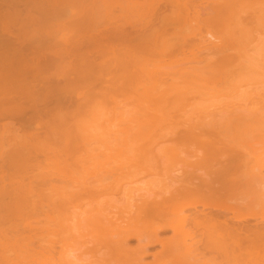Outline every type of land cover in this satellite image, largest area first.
<instances>
[{
	"label": "bare ground",
	"instance_id": "obj_1",
	"mask_svg": "<svg viewBox=\"0 0 264 264\" xmlns=\"http://www.w3.org/2000/svg\"><path fill=\"white\" fill-rule=\"evenodd\" d=\"M212 2H208L212 13L209 17H206L208 15L204 17L205 14L202 15L201 12L203 13L205 10L200 11L201 4L204 5V3L197 0H0V264H90L74 255L75 249L68 250V248L78 242L81 244L82 241L77 240L88 237L89 233L94 236L93 232L96 229L103 230L102 232L105 234L102 235L107 236L108 234V238L111 236L112 243L117 245L115 247H118L120 257L116 253V257H119L118 260H115L116 264H264V157H258L260 162L257 166V162L254 164L257 170H250V172H255L250 174L251 177L248 176L245 179L249 171L246 176L243 174L242 163H240L242 157L238 158L234 152L227 156L224 151L220 154L221 150L215 146L216 144L204 141L201 146L203 149L200 148L201 153L196 152L191 156L197 155V153L201 154L200 157L197 155L198 158L194 157V161L198 160L196 164H212L209 162L212 161L215 162L214 166L209 165L210 168L202 176L199 175L196 178L191 175L186 176L181 169H176L173 171V175L168 176L167 187L160 193L146 191L147 194L141 199V203L136 209V216L133 218L138 221L144 219L148 221L153 218L157 219L158 223L151 226V232L146 236V239L136 238L138 244L132 255L129 254L127 248L130 235L120 232L122 224L118 222L119 218L113 219V216L110 218L105 216L107 224H116L115 231H105L107 225L104 226V222L101 221V213L95 211L96 207L92 206L97 190L91 186V183H86V179L76 184L84 186L82 188L79 186L77 190L78 186L73 188L74 186L71 184L76 178L74 179L72 176L71 179L74 180L69 179L75 170L67 175V169L73 162H76L67 163V160L81 146H79L80 142H77V138L79 141L80 134L82 138L88 137V135L82 134H86V130L80 132V129L84 130L83 128H92L93 126L86 125V121L81 122L86 125H84L85 127L81 124V126L77 125L78 119H81L78 116L82 114L91 99H94L96 103L99 96H103L99 98L101 100L112 98L114 101H111L117 102L114 103L116 106H110L114 111L120 110L122 107L130 109H121L122 112L116 110L119 115L121 114V121L124 118L126 121L128 118L129 122H138L142 117H145L151 120L154 125L166 118L170 119L173 112H184L188 108L190 110V103L193 100H189L192 93L187 88L192 90L195 87L196 90L202 85V92L199 89V92L196 91V93L204 94L207 91L204 96L208 95L209 97L211 94L214 95L211 93L213 91L211 89H215L218 81V83L227 81L230 77H235L236 74L239 76L238 73H240L241 82V74L244 69L251 75L249 76L251 79L253 78L251 70L258 74L257 77L264 76V73L260 72V70L264 71V53H262L264 48H260V43L264 46V37L257 36L259 27L263 26L264 28V0H214ZM62 12L64 16L66 13L67 17L61 18ZM206 12L209 14L208 11ZM177 18L187 21L188 27L194 32L199 31L197 34L191 32V35L194 34V39L195 35L200 34L199 37L197 36V42L191 39L192 36L184 40L177 37L172 40V37L166 34L169 22ZM196 23L206 31L203 33L199 27L196 28ZM192 25H195L198 30L192 28ZM212 39L217 40L218 44L212 42L209 43L212 46H209L207 41ZM244 42H247L245 43L248 44L247 47L243 46ZM257 42L260 45L259 50L255 49L257 45L254 43ZM249 43H253L252 46L255 45L253 50ZM185 49L189 53L192 52L194 59L191 55V58L187 57L183 61L182 57L184 56L181 57V54ZM199 52H209L214 54L215 58H200ZM173 54L180 56L183 63H180L179 59L172 61L174 59L170 58ZM187 55L189 56V54ZM256 55H260L263 62L259 58L254 59V56L257 57ZM164 58L170 60L164 62ZM157 59H163L161 61L166 65H171V61L174 62L173 64L178 61L175 66L188 63L187 60L191 59V61L195 60L196 63L193 64L196 65L193 66L191 63L190 67L187 64L184 65L186 67L176 66V71H174V66L173 70L169 66H162ZM253 59L263 69H260L258 65V70L253 69L255 67ZM158 64L163 69L168 70L167 68H169L170 70L161 69L158 76L155 73L157 70L160 71ZM156 65L159 66L156 68L157 70L150 68V66L156 67ZM141 74L148 75L150 80L156 82L152 86L153 82L151 81L149 89L152 88V90L149 91L147 87L145 88L150 94L149 96L146 94L143 101L141 95L144 94V90L142 88L139 89L142 90L141 92L135 90L137 88L135 83L138 82L135 78L138 75V78L141 77ZM187 77H191L188 80L193 79V85L190 84V88L191 81L189 83L186 80L181 81ZM166 78L171 81L168 82V79L165 81ZM262 80L264 81V79ZM232 81L234 80L232 79ZM145 83L149 84L150 82ZM228 83L230 82L228 81ZM209 84L213 88H209ZM224 85H226L225 82ZM139 86L141 87V85ZM184 86L187 87L185 90H183ZM206 87L210 89V95ZM227 87H224L226 89L223 91L226 92L229 89ZM220 90L222 89L220 88ZM235 90L238 91V89ZM257 90L256 93L253 89V93L246 91L251 96L254 93L260 96ZM139 93L142 94L139 95ZM194 93L195 91H193V95ZM221 93L224 94V92ZM221 93L217 94L222 96ZM121 95L123 98L126 96V99L130 95L135 102L130 96L129 100L131 99L136 105L133 104L132 108L129 103V106H126L127 103L124 101L126 103L124 107L117 101L119 99L116 96ZM135 96L141 102H137ZM194 96L196 97V95ZM234 96L236 95L234 94ZM241 96H243V100L245 98L246 103H228L226 96L224 99L226 101L220 100L222 98L218 99L225 104L222 103V106L214 109L221 112L220 116L224 117V120L227 118L242 120L243 117L246 118L245 123H251L253 122L251 116H255L256 118L253 119L257 121L260 116L259 112H262L260 109L263 110L264 99L262 98L264 95L261 94L262 100H258L257 96L247 97L242 94ZM214 97V100L205 99V101H212L213 104L208 102L211 105L203 107V109L205 108L203 113L211 106H218L217 101L214 105ZM246 98L249 99L248 102ZM236 100L238 101L239 98ZM205 101L203 100V102ZM102 102L104 103V101ZM200 102H195V104H200ZM145 103L146 105H143ZM118 104L121 108L118 107ZM137 105L142 107L141 111L146 113L139 112L140 110L138 111L141 113L140 115L137 112L134 113L138 108ZM197 106L200 107V105ZM102 108L101 106L99 109L102 110ZM107 108H109L108 105ZM107 108L105 110L109 111ZM96 109L98 110V108ZM192 109L196 110V107L192 106ZM189 110L190 114L194 113ZM251 110H253L252 114ZM94 111L95 109L89 110L92 113ZM237 111H246L247 113L240 115ZM28 112L30 113L28 114ZM102 112L101 115L105 113L102 114ZM188 112L182 114L188 116ZM122 113L129 115L124 117L125 115L123 114V116ZM257 113L259 116L256 115ZM90 115L92 116L89 113V117ZM110 115L112 118L113 114ZM85 117L83 116L81 120L86 119L89 123V118ZM107 117L111 120L108 114ZM107 117L105 114L103 120H109ZM95 118L93 117V119ZM116 119L114 118V120ZM117 120L119 121V119ZM92 123L94 124L95 121L90 124ZM96 123L98 122L96 121ZM108 123L107 130L109 131L102 130V127L100 129L107 133L108 136L106 134L105 136L108 137L109 143L112 137L114 138L116 142H112H114L115 148L112 149L113 151H107L106 146H103L107 152H114L115 156L123 157L122 160L126 158L123 161L119 158L120 162H117L119 166L108 167L105 177L110 176L109 178H113V182L119 180L121 173H117V177L114 176V172L117 170L122 172L127 168L131 170L126 169L129 174L135 169L138 170V167L142 165L144 171H151L152 168L155 169L158 166V159H161V163H167L178 157V151L174 146L159 149L154 146L152 148L151 141L145 143L141 128L129 129L130 131L125 132L117 128L119 134L115 135L112 126H115L116 123H114L115 125L109 121ZM102 126L104 127V125ZM79 127L83 128L78 129ZM18 130L22 135H19ZM94 132H97V135L100 134L98 130L93 131V135ZM115 136H118V139ZM90 137L97 136L88 138ZM112 142L109 144L110 148ZM105 148L103 147V151L106 154ZM228 154L230 153L228 152ZM41 156L44 157L45 163L43 161L42 163L45 165L40 164L41 161L38 160ZM48 160L51 161L48 163ZM202 161L204 163H201ZM52 162L58 166L61 164L60 167H57L58 169L56 168L57 170L61 169L59 173L56 172L58 175H54L55 172L52 175L49 172V175L45 173L47 171H43V168L48 167L46 165ZM238 162L241 164L240 166L237 165ZM185 163L192 166L193 169L197 168L193 162L191 164V161H185ZM236 167H240V171ZM70 169L72 170V168ZM140 169L142 170V167L138 171H141ZM210 169L211 171H209ZM242 171L243 173H241ZM123 175L124 172L121 176L123 177ZM66 176L69 177L64 180ZM82 176L80 174L79 178L81 179ZM77 179L75 181H79ZM56 180L63 181L60 183L61 187L65 181L72 187L70 188L68 185L69 189H65L67 186L65 185L63 188L68 192L62 191L60 186L53 185ZM97 180V182L100 180L104 182L105 178ZM244 187H248L247 193H242L243 190L246 191ZM56 188L61 192H53ZM71 189L76 192L69 191ZM46 191L49 193H45ZM69 193L71 195L67 197ZM130 194L126 195L127 201L135 199ZM44 199L47 203L42 201ZM186 199L189 201H185ZM70 201L73 203L85 201L86 206L90 209L76 213V210L70 209L71 205L68 209L67 205L72 203H69ZM78 204L74 207L75 209L79 207ZM127 204L125 213L131 203L127 202ZM112 207L117 208L115 205ZM57 210L60 213L54 217L52 214L53 212L55 214ZM38 213L43 215L44 218L42 217L41 220L45 219L44 223L37 217ZM59 215L61 216L59 220L54 219ZM166 217H170L169 222L163 221ZM70 219L71 222L75 219V223H69ZM58 221L62 223L68 221V224L66 222L67 226L62 223L58 225ZM82 227H87L88 232H83ZM91 228H95L93 232ZM76 233L79 239L76 238ZM54 237H59V240L56 241ZM108 241L110 242V239ZM57 242L61 247L58 253L56 251ZM70 242L74 244L70 245ZM88 242L91 241H85L82 245L87 248ZM113 245L111 244V250ZM156 245L159 248L152 251L151 248ZM125 251L128 253L127 255H123L122 252ZM149 256L151 259L147 260Z\"/></svg>",
	"mask_w": 264,
	"mask_h": 264
},
{
	"label": "rangeland",
	"instance_id": "obj_2",
	"mask_svg": "<svg viewBox=\"0 0 264 264\" xmlns=\"http://www.w3.org/2000/svg\"><path fill=\"white\" fill-rule=\"evenodd\" d=\"M197 1H202L203 3H204V5L203 4H201V10L200 11H203V9L205 10V11H203V13L201 12V14L202 15H204V17L206 16V15H208V16H206V17H209V15H210V13H212V11H211V7H210V3L208 4V2H212V1H214V0H197ZM217 1V0H216ZM207 2V3H206ZM215 3V2H214ZM207 4V5H206ZM212 4H213V2H212ZM203 6H205V7H203ZM209 9V10H208ZM206 11H208L209 12V14H206L207 12ZM211 11V12H210ZM206 12V13H205ZM61 15V18H65V17H67V14L65 13V15L66 16H64L63 15V12L60 14ZM63 16V17H62ZM179 18H177V19H174V20H172V21H170L169 22V24H168V26H167V28H166V34L168 35V36H171L172 38V40L174 39V38H180V39H182V40H184L185 38L186 39H188V37H191V39L193 40V41H195V42H197V39H198V37L200 36V34L199 35H195L196 36V38L194 39V34H197L199 31H195L194 32V30H191L190 29V27H188V25L187 24H189L187 21H184V20H178ZM191 24V23H190ZM187 25V26H186ZM196 25H197V27L195 26V25H192L191 27L192 28H194L195 30H198V29H196V28H198L199 27V30L200 31H202L203 33L206 31V29L205 30H203V29H201L202 27H200V25H198L197 23H196ZM188 27V28H187ZM196 27V28H195ZM204 28V27H203ZM190 29V30H189ZM190 31V32H189ZM193 31V32H192ZM191 32L192 33H194L193 35H191ZM257 32H259L258 34H257V36H259V37H261V36H263L264 37V28H263V26H261V27H259V30H257ZM171 33H172V35H171ZM254 35H256L255 33H254ZM174 36V37H173ZM198 36V37H197ZM250 39H251V37H250ZM250 39H248V40H250ZM247 41V40H246ZM264 41V40H263ZM208 42V45L209 46H212V44H209V43H217L218 44V41L217 40H210V41H207ZM250 42H251V40H250ZM260 42V41H259ZM245 43H247V42H244V44H243V46L245 47V45H246V47H247V45L248 44H245ZM264 43V42H263ZM249 44H251V46H252V44L253 43H249ZM254 44H256L257 46V48L255 47V49L256 50H259V48L258 47H260V45H261V47L260 48H264V46H262V43H260V45L258 44V42L257 43H254ZM259 45V46H258ZM264 45V44H263ZM250 45H249V47H251ZM255 46V45H254ZM254 46H252V50H253V48H254ZM188 49V48H187ZM260 50H263V49H260ZM191 52V51H190ZM252 52H254V51H252ZM259 52V51H258ZM182 53L184 54H181V57L182 56H184V57H182V59H183V61H184V59H187V57L188 58H191V55H192V58H193V54H192V52L191 53H189V51L188 50H186L185 49V51H182ZM259 53H261V52H259ZM262 53H264V50L262 51ZM187 54H189V56L187 55ZM253 54V53H252ZM256 54H257V51H256ZM180 55V54H179ZM186 55V56H185ZM214 54H211V53H209V52H199V57L200 58H215L214 56H213ZM253 55H255V54H253ZM261 55V54H260ZM259 55V56H260ZM257 56V55H256ZM259 56H257V57H255L254 56V59L255 58H259L261 61H262V57H259ZM263 56H264V54H263ZM180 56H178V55H174L173 54V56L170 58L171 60L172 59H174V60H172V61H175V59L176 60H178L180 63H183V62H181V60L182 59H180L179 58ZM166 59V60H165ZM169 59V60H170ZM194 59V58H193ZM192 59V60H193ZM253 59V62L255 63L254 65H255V67H253V65H250L251 67H253V69L255 68L256 70H258L257 69V63L255 62L256 60H254ZM159 59H157V61H158ZM162 61H163V59H161ZM161 60H159L158 62H160V64L162 65V66H165L166 64H164ZM168 60V58H164V62L165 61H169ZM172 61H171V65H166V66H169V68L170 69H172L173 68V66H174V71H176L175 69L177 68V67H186V66H184V65H188V67H190V65L189 64H193V63H196L195 62V60H193V61H191V59L188 61L187 60V62L188 63H185V64H180V65H176L175 66V64H177V62L175 63V64H173L172 63ZM186 62V61H185ZM190 62V63H189ZM263 62V61H262ZM164 65H163V64ZM192 64H191V66H192ZM202 64V63H201ZM263 64H264V62H263ZM159 65V64H158ZM196 64H193V66H195ZM160 66V65H159ZM159 66H157L156 65V67H153V66H150V68H159ZM162 66H160V71H158L157 69V71L155 72L156 74H158V76H159V74H160V72H161V69H163L162 68ZM165 66V67H166ZM259 67H260V65H258ZM176 67V68H175ZM169 68H167L168 70H170ZM262 68V66L260 67V69ZM263 68H264V66H263ZM262 68V69H263ZM153 69H150V70H153ZM172 69V70H173ZM163 70H165V69H163ZM168 70H165V71H168ZM171 70V71H172ZM178 70V69H177ZM248 70V69H247ZM264 70V69H263ZM244 71H246L245 69H244ZM243 71V72H244ZM241 72V71H240ZM242 72V74H241V82H240V73H238L239 74V76L236 74V76L233 78V77H230V78H232L234 81H232V79H228L227 80V78H225V80H227V81H224L225 82V84L226 85H224V82H220V83H218V82H216V85H215V89L213 88V87H210L211 86V84H209L208 85V87L209 88H213V89H211V90H213V91H217L216 93L215 92H211V93H213L214 95L213 96H215L214 98H215V101H214V105H216L215 103H216V101H217V103H218V106L216 105V106H211V107H209L207 110H206V112H202L203 110H205V106H209V105H211V103L213 104V102L212 101H210V100H214L213 99V96H212V94L210 93V89L209 88H207L206 87V89L209 91L208 92V94L210 95L209 97H208V95H205L204 96V94H206L207 93V91L204 89V91H206L204 94H202V93H200L201 94V97H199L200 96V94L199 93H196V91L197 92H202V90L203 89H201V82H199V83H201L200 85L201 86H199L197 83H195V84H197L199 87H198V89H196L195 90V87H194V89L192 88V90L191 89H188L187 87H185V88H183V90H185L186 88H187V90H190L191 91V95H192V97L191 98H196V97H198V98H196V99H191L190 98V96L188 97V98H190L189 100L190 101H194V100H196V101H194V104H192V102L190 103V101H188L190 104H191V107H190V110H189V108L188 109H186V110H184V112H180L179 111V113H176V112H173L174 114H172L173 116H170L169 118L170 119H164V121H162V122H157L156 124H154V125H152V121L151 120H149V119H147V118H145V117H142V119L141 120H139L138 122H129V120H128V118H127V120L125 121L124 119H123V121H121L122 120V117H121V114L119 115V113H117V111L119 110V109H116L115 111L113 110V105H115L114 103H117L116 101L115 102H113L114 101V99H112V98H109L108 96H106V97H108V98H104L105 100H101V99H99V98H102V97H100L99 96V101H98V99H97V101H96V103L94 102V99H91L90 101H89V103L86 105V107H85V109L83 110V112H82V114L81 115H79L78 117L79 118H81L82 119V117L84 116H86L85 118H89V119H91V120H89L88 119V121H89V123H87V120L86 119H84L83 121L81 120V119H78V122H77V125L79 126L80 124H81V122L83 123V122H85L86 123V125L87 124H89L88 126L89 127H91L92 125V128H94L93 130H92V128H83V127H79L78 129H80V128H83L84 130H81L80 129V132L81 131H85L86 132V134L85 133H82V134H84V135H88V137L89 136H97V137H95V138H86V137H81V134H80V137H79V141H78V138H77V142H80L79 143V148L75 151V153H72L71 155H70V157L68 158V160H67V163H72L73 161H76V162H73L72 163V165H71V167L70 168H72V170L70 169V168H68L67 169V175H70V173H71V171L72 172H74V170H75V173H71V176L69 177V179H71V177L72 176H74L73 178L75 179H77V177H78V179H79V181H75L74 179V182L73 183H71L74 187L73 188H75V186H78V187H76L77 188V190H78V188H79V186L82 188V187H84L83 185L81 186L80 184H78V185H76L77 183H79L81 180H87L86 181V183H91V186H93L94 188H95V190H97V192L95 193V196H94V201H93V204H92V206H94V208L96 207V210L95 211H98V213H101V221L102 222H104V226H106L107 225V228L105 229V231L106 232H113V231H115L116 230V228L114 227L116 224H107V221H106V219H104V217L105 216H107L108 218H110L111 216H113V219H115V218H119V221L118 222H120L121 224H122V228L120 229V232L121 233H128L129 235H130V238H129V240H128V252H129V254H134V249H135V247L137 246V237H140L141 239H146V236L151 232V226L154 224V223H158V221H156L157 219H153V218H151V219H149L148 221H146L147 219H144V220H142V221H138V220H135L134 218H133V216H136V209H137V206L138 205H140V203H141V199H143L144 198V195L145 194H147L146 193V191H150V192H152V193H160L162 190H164L166 187H167V181H168V176L169 175H173V171L174 170H176V169H181V171L187 176V175H191L192 177H197V176H199V175H201L202 176V174L204 173V172H206L207 170H208V168H210L209 167V165H211V166H214V164H215V162H212V161H209L210 163H212V164H206V161H205V164L207 165H198V164H196L197 162H198V160L196 159L195 161H194V157L196 156V158H198V157H200L201 156V154H199L198 155V153H197V155H198V157H197V155H194V156H191L192 154H195L196 152H199V153H201L200 151L203 149V147H201L202 146V143L205 141V142H209V143H214V144H216L215 146L218 148V149H220L221 151H220V154L224 151L225 153L224 154H226V156L227 155H231V154H233V153H231V152H234V154L238 157V158H241V160H240V163H242V165L241 164H239V162H238V164L237 165H241L242 166V170L244 171V173H243V171L241 172V173H243L245 176H246V174L248 173V171H249V175L247 174V176H246V178L245 179H247V177L249 176V177H251L252 175H250L252 172H255V171H251L250 172V170H257L256 168V166L258 165V163L260 162V161H258L259 160V158L261 157V158H263L264 157V114H261L262 112L264 113V105H263V110L262 109H260V111H262V112H259V111H257V110H255V111H257V112H259L260 113V116H259V113H257L256 115H258L259 117H258V120L257 121H255L253 118H256L255 116H251V117H253V118H251V120H253V122H251V123H249V122H247V123H245V121L244 120H246V118L244 119L243 117H242V120H238L237 118H232L231 119V117H230V119L231 120H229V118H227V119H225L224 120V117H222V116H220L221 115V112L219 113L218 112V110H215L214 108L215 107H219V106H222L223 104H225V102H223V101H220V100H224V99H226L225 97L227 96V101H228V103H241V104H243V103H246V100H245V98H244V100H245V102H244V100H243V96H241V94L242 95H244V96H247V97H259L258 98V100H262V99H264V98H262L261 99V94L262 95H264V83H261V82H264L262 79H264L263 77V75H259V77H257L258 76V74H256V73H253V70H251L250 72L252 73V77L254 78V80H253V78L251 79V77H249V76H251L249 73H247L248 71H246V72H244L243 73ZM258 72V71H257ZM260 72H262V73H264V71H262V70H260ZM145 73V72H144ZM247 74V75H246ZM249 74V75H248ZM259 74H261V73H259ZM139 76V75H138ZM138 76L135 78V79H137V81H135V82H137V83H135L136 85H137V88L135 89V90H138V91H140L139 89H141L142 88V90H144L143 92H144V94H142V93H139V95L140 94H142L141 96L143 97V98H141L142 99V101H143V99L145 98L144 96H146V94H148L147 96H149V91L150 90H152V88L151 89H149L150 87H149V85L150 84H152V82H153V80H150L151 78L148 76V75H146V74H141V77H139L138 78ZM158 76L156 77L157 79H158ZM248 76V77H247ZM236 77H239L238 79L236 78ZM262 77V78H261ZM146 78H148V79H146ZM150 78V79H149ZM155 78V79H156ZM169 78V77H168ZM168 78H166L165 79V81L168 79ZM189 78H191V77H189ZM188 77H187V79L186 78H184V79H182V78H180V79H182L181 81H188L187 83H189V81H191V83H189V88L191 87V85L190 84H192V80H188L189 79ZM236 78V79H235ZM247 80H246V79ZM251 80H250V79ZM134 79V80H135ZM145 79V80H144ZM152 79H154V78H152ZM157 79H156V81H157ZM147 80V81H146ZM175 80V79H174ZM238 80V81H237ZM262 80V81H261ZM143 81V82H142ZM150 82L149 84H147V83H145V82ZM152 81V82H151ZM171 81V79L169 80L168 79V82H170ZM177 81V80H176ZM180 81V80H179ZM183 81V82H184ZM195 81V80H194ZM228 81L230 82V83H228ZM235 81H237L236 83H235ZM143 83V84H138V83ZM172 82H175V81H172ZM239 82V83H238ZM134 83V82H133ZM156 82H153V84H152V86L155 84ZM232 84L231 85V87H229L230 85H228V84ZM235 83V84H234ZM135 84H133L134 86H135ZM146 86H145V85ZM185 84V83H184ZM195 84H194V86H195ZM218 84V85H217ZM219 84H220V86H219ZM138 85H141V87L139 86L138 87ZM148 85V86H147ZM179 85H183V84H179ZM193 85V84H192ZM214 85V84H213ZM143 86V87H142ZM151 86V85H150ZM222 86H224V87H226V86H228L227 87V93L225 92V91H223V90H225L224 89V87L222 88ZM236 86V87H235ZM239 86H240V88H239ZM257 86V87H256ZM147 87V89H149V91H147V89H145ZM253 87V88H252ZM255 87V88H254ZM197 88V87H196ZM203 88V87H202ZM219 88V90H217V89ZM220 88L222 89V90H220ZM259 88V89H258ZM200 89V90H199ZM235 89H238V91L237 90H235ZM239 89H241L240 90V92H242V93H240L239 92ZM251 89V90H250ZM252 89L253 90H255V93H256V90H257V93H260V96H259V94L258 95H256L255 93V95L254 94H252V96L248 93V92H254V91H252ZM141 90V91H142ZM199 90V91H198ZM233 90H235V91H233ZM248 92H247V91ZM140 91V92H141ZM193 91H195V93H194V95H196V97L193 95ZM224 92V94L223 93H221V92ZM230 91V92H229ZM244 91H245V93H244ZM234 92V93H233ZM237 92H238V94H237ZM133 94L132 95H134V92H132ZM217 93H221L222 94V96L219 94H217ZM230 93H233V94H230ZM239 93H240V95H239ZM136 94H137V92H136ZM135 94V95H136ZM199 94V95H198ZM234 94L237 96H234ZM247 94V95H246ZM138 95V94H137ZM202 95H203V98H202ZM224 95V96H223ZM234 96L236 99H238L239 98V100L237 101L234 97H232V96ZM130 96V95H129ZM129 96H127L128 97V99H126V96H124V98H123V95H121V96H116L117 97V99H119V100H117L118 101V103H121V105H123L124 107H125V105H126V103H127V105L126 106H129L128 105V103L130 104V106L133 108V104H135V103H133V97H131L130 96V98L133 100H129ZM194 96V97H193ZM212 96V97H211ZM216 96H218V97H216ZM241 96V97H240ZM112 97H114L115 98V96H112ZM264 97V96H263ZM121 98H123V99H121ZM135 98H136V96H135ZM138 98V97H137ZM135 99L137 102L139 101V102H141L140 100H138V99ZM202 98V99H201ZM212 98V99H211ZM220 98H222V99H220ZM242 98V99H241ZM107 99H109V100H107ZM121 99V100H120ZM140 99V98H139ZM198 99V100H197ZM205 99H210V100H206L205 101ZM218 99H220V100H218ZM247 99V102H248V98H246ZM96 100V99H95ZM111 100H113V101H111ZM122 100H123V102L124 101H126V103L124 102H122ZM128 100V101H127ZM201 102H200V101ZM203 100L205 101V102H203ZM236 100V101H235ZM102 101H104V103H105V101H106V103L105 104H107L108 105V107L110 108H107V105H105ZM120 101V102H119ZM132 101V102H131ZM224 101H226V100H224ZM102 103V104H100V103ZM131 102V103H130ZM135 102V101H134ZM136 102V103H137ZM195 102H200V104H197V105H200V107H198L196 104H195ZM208 102H211V103H208ZM99 103V104H98ZM123 103V104H122ZM144 103V102H143ZM205 103H208V104H206L205 105ZM223 103V104H222ZM227 103V102H226ZM95 104H98V105H95ZM138 104V103H137ZM263 104H264V102H263ZM104 105V106H103ZM119 105V104H118ZM136 105V104H135ZM143 105H146V103L145 104H143ZM196 105V106H195ZM93 106V110L95 109V111L92 113V112H89V110H91L92 111V109H91V107ZM101 106L104 108H102V110L101 109H99V108H101ZM110 106H112V107H110ZM116 106V105H115ZM114 106V107H115ZM192 106H193V108H195L196 107V110L194 109H192L191 110V108H192ZM94 107H96V108H98V110H100V111H98L96 108H94ZM118 107H120V105L118 106ZM130 107V108H131ZM137 109L134 111V113L135 112H137L139 115L141 114V113H139V112H144V113H146L145 111H141V109L140 108H142V107H140V106H138L137 105ZM144 107V106H143ZM203 107H205L204 109H203ZM108 109L109 111H107V110H105V109ZM121 108V107H120ZM132 108H131V110H132ZM198 108V109H197ZM202 108V109H201ZM112 109V110H111ZM121 109H129V107L128 108H121ZM119 110L120 112H122L123 110ZM145 109V108H144ZM97 110V111H96ZM130 110V109H129ZM140 110V111H139ZM188 110L192 113V111L194 112L193 114H190L189 112H188ZM101 111H103V112H105L104 114H103V112H102V114L103 115H101L100 113H101ZM107 111V112H106ZM114 113H113V112ZM118 111V112H119ZM127 111V110H126ZM125 111V112H126ZM139 111V112H138ZM196 111V112H195ZM252 111L253 110H251V114H252ZM109 112V113H108ZM127 112H129V111H127ZM186 112H188L189 114H188V116L186 115H184V114H186ZM238 112V111H237ZM236 112V113H237ZM242 112V113H241ZM239 111L238 113L240 114V115H244L245 113H247L246 111ZM30 112H28V114H29ZM89 113L90 114H92V116L90 115V117H89ZM116 113H117V115H116ZM132 113H133V111H132ZM132 113H130V114H132ZM157 113H159V112H157ZM182 113H184V114H182ZM210 113H212V114H210ZM254 113V112H253ZM84 114V115H83ZM105 114H106V117H107V114H108V116L110 117L111 115L110 114H113L112 116V118H111V120L113 121L114 120V118L116 119V117H117V119H119V121L117 120H114L113 122L114 123H116V125L109 119V120H106V121H104L103 119H104V117H105ZM125 115L126 113H122V115ZM128 114V113H127ZM87 115H88V117H87ZM95 115V116H94ZM123 115V116H124ZM129 115V114H128ZM128 115H125L124 117H128ZM189 115H191V116H189ZM255 115V114H254ZM97 116H99V117H97ZM102 116H103V118H102ZM118 116H120V117H118ZM262 116V117H261ZM77 117V118H78ZM93 117H96V118H99V119H93ZM240 117V116H239ZM260 117H261V120H260ZM121 118V119H120ZM248 119V118H247ZM250 119V118H249ZM92 120H94L95 121V123L93 124H90L91 122H94V121H92ZM98 120H100V121H98ZM96 121L98 122V123H96ZM102 121V122H101ZM108 121L111 123V124H114L115 126H112V128H113V130L112 131H114L115 133V135H117V134H119V130L117 129V128H120L121 129V131H130L129 129H139V128H141L142 129V131L143 132H141L142 134H143V139H144V142L145 143H149L150 141L152 142V144H151V146H152V148H153V146H154V148H166L167 146H174L176 149H177V151H178V157L174 160V161H172V162H167V163H161V159H158V166H156V168L155 169H151V171L149 170V171H144L145 169H144V166H137L138 167V170H139V168L140 167H142V170L141 171H138L137 169H135L134 171H132V172H129V174H127V172L128 171H131L130 169L128 170L127 168V170L128 171H126V169H123L122 170V172H118V170L117 171H115L114 172V176L115 177H117L116 175H117V173L118 174H120V177H119V180L118 181H116V182H113V178L112 179H110L109 177L110 176H106L105 177V175H106V171L108 170V167L110 166V168H114V167H116V166H119V163H117V162H120L119 161V158L120 157H117V155L115 156L114 155V152L113 153H109V152H107L108 150L109 151H113L112 149H114L115 147H114V142H116V141H114V138L112 137V139H111V142L112 141H114V142H112V147L110 148V143H109V141L107 140L108 139V135H107V133L106 132H104V131H106L107 130V128H108V125H109V123H108ZM236 121H238V122H236ZM241 121V122H240ZM99 122H101L100 124H99ZM104 123V124H103ZM96 124V125H95ZM110 124V125H111ZM82 126H84L85 124H81ZM80 125V126H81ZM85 125V126H86ZM102 125H104V127L102 126ZM84 126V127H85ZM100 127H102L103 129L102 130H104V131H102L101 129H100ZM111 127V126H110ZM77 129V130H78ZM90 130V133H89V130ZM110 129V128H109ZM116 129H117V131H116ZM97 131L98 130V133L100 132V134L99 135H97V132L93 135V131ZM100 130V131H99ZM91 131H92V133H91ZM107 131H109V130H107ZM21 131L20 130H18V133H19V135L21 134L22 135V133H20ZM103 132H104V135H102L103 134ZM10 134V133H9ZM92 134V135H91ZM105 134L107 135V136H105ZM11 135V134H10ZM77 135H79L78 133H77ZM83 135V136H84ZM110 136V135H109ZM194 136V137H193ZM103 137V138H102ZM106 137V138H105ZM111 137V136H110ZM115 137H117V139H118V136H115ZM98 138V139H97ZM100 138V139H99ZM106 139V140H105ZM116 139V138H115ZM106 142H105V141ZM110 140V139H109ZM76 142V146L78 145V143ZM108 142V143H107ZM117 143H118V140H117ZM201 143V144H200ZM107 144V145H106ZM103 145H105L106 146V148H107V151H106V148H105V146H103ZM218 145V146H217ZM103 146L104 148H105V151L108 153V155H107V153L105 154V152L103 151V147L101 148V147ZM117 146V145H116ZM99 147V148H98ZM109 147V148H108ZM121 147V146H120ZM91 149V151H90V149ZM200 148H201V150H200ZM88 149V150H87ZM102 149V150H101ZM101 150V151H100ZM88 152V153H87ZM228 152L230 153V154H228ZM103 153V154H102ZM41 155V154H40ZM39 155V156H40ZM41 157H42V159H41ZM41 157H39V162H40V164L42 163V161L44 160L43 158V156H41ZM257 157V158H256ZM259 157V158H258ZM52 158V157H51ZM122 158L123 157H121L120 159H121V161H123V160H125L126 158H124L123 160H122ZM190 159V160H189ZM221 159V158H220ZM264 159V158H263ZM183 160H185V161H188V162H190L191 161V164H192V162H193V164H194V166L195 167H197V168H194L193 169V167L192 166H189V165H187L186 163H185V161H183ZM45 161V160H44ZM43 161V162H44ZM51 161V160H50ZM49 160L47 161L48 163L50 162ZM52 161H54V160H52ZM263 161V160H262ZM256 162H257V164H256ZM45 163V162H44ZM44 163H42V164H44ZM103 163H105V164H103ZM116 163H117V165H116ZM201 163H204V161H202ZM55 163L54 162H52L51 164H47L46 166H48V167H44L43 168V171L45 172V171H47V172H45V173H47V174H49V172H50V174L52 175L54 172V175H58V174H56V172L58 171V173L60 172V170H57L58 168L57 167H60L61 166V164L58 166V165H54ZM254 164H256V166L254 165ZM45 165V164H44ZM49 165H51V166H49ZM103 165H105V166H103ZM62 166H64V165H62ZM252 166H255V167H251ZM50 167H53L52 169L50 168ZM136 167V168H137ZM251 169H250V168ZM45 168H47V169H45ZM57 168V169H56ZM199 168H201V169H199ZM212 169H214L213 167H211ZM249 168V169H248ZM70 169V170H69ZM236 169L238 170V171H240L239 169H241L240 167L239 168H237L236 167ZM133 170V169H132ZM148 170V169H147ZM70 171V172H69ZM126 171V172H125ZM137 171V172H136ZM209 171H211V169L209 170ZM208 171V172H209ZM245 171H246V173H245ZM52 172V173H51ZM77 172H78V174H79V176H78V174H77ZM124 172V175H123V177L121 176L122 175V173ZM66 173V172H65ZM49 174V175H50ZM80 174L81 175H83L82 177H81V179L79 178L80 177ZM111 174V173H110ZM110 174H108V175H110ZM238 174V173H237ZM62 175V174H61ZM244 176V177H245ZM67 176L64 178V180H66L67 178H68ZM102 177H104L105 178V180H104V182H101V180L99 181V182H97L98 180V178H102ZM108 177V178H107ZM106 178H107V180H106ZM253 178V177H252ZM77 179V180H78ZM72 180V179H71ZM72 180V181H73ZM69 181V180H68ZM112 181V182H111ZM55 183H53V185L54 184H57L56 186H60L61 187V185L62 184H60V183H62L63 181H61V180H59V181H54ZM57 182V183H56ZM101 182V183H100ZM68 182H64L63 183V186L61 187V189H62V191L63 190H65V189H69V186H70V188L72 187V185L69 183V184H67ZM81 183V182H80ZM60 184V185H59ZM65 185H69L67 188L65 187ZM86 186V185H85ZM63 187H65V189L63 188ZM250 188V187H249ZM56 189H58V188H56ZM56 189H54L53 190V192H55V191H59V192H61L59 189L58 190H56ZM138 189V190H137ZM244 189L246 190H248L249 191V189H248V187H244ZM247 190L246 191H242V193H247ZM66 192H68L67 190H65ZM69 191H72V189L71 190H69ZM136 191V192H135ZM52 192V193H53ZM73 193H75L76 192V190H75V192L74 191H72ZM72 192H70V193H72ZM135 192V193H134ZM45 193H49V192H45ZM68 194L67 195V197L69 196V195H71V194ZM127 193H131L130 195L131 196H134L135 197V199L134 200H129V201H127V197H126V195H127ZM55 194H57V193H55ZM141 195V197H138V196H140ZM54 197H55V195H54ZM60 197V196H59ZM73 198V197H72ZM71 198V199H72ZM139 198V199H138ZM73 199H75V198H73ZM138 199V200H137ZM57 200V199H56ZM44 203H47V201H46V199H44V200H42ZM69 201V200H68ZM185 201H189V199H186ZM73 203V201H70L69 203ZM82 203H71V204H68L67 205V207H68V209L70 208L72 211H75L76 213H81L82 211H84V210H88V209H90V208H88V206H86V202L84 203L83 201H81ZM127 202L130 204L131 203V205L129 206V208H127L128 209V211L125 213L124 212V210H126L125 208L128 206V204H127ZM78 204V208L77 209H75L74 207L76 206ZM71 205V206H70ZM74 205V206H73ZM112 205H115L117 208H113L112 207ZM46 209V208H45ZM71 210H70V212H71ZM60 213V212H59ZM58 213V210L57 211H55V214H54V212H53V216L54 217H57V214H59ZM112 213H114V214H112ZM39 214V216H37V217H39V219L41 220V218L43 217V215L41 214L40 215V213H38ZM62 214V213H61ZM65 214V213H64ZM63 214V215H64ZM52 216V217H53ZM67 216V215H66ZM60 215L58 216V218H54V219H57V220H59L60 219ZM64 217V216H63ZM44 218V217H43ZM68 218V217H67ZM45 219H42L41 221L44 223L45 221H44ZM150 220H152V221H150ZM64 221V220H63ZM70 222L69 223H72V224H74L75 222V219H74V221H72L71 222V219L69 220ZM163 221H165V222H169L170 221V217H166ZM163 221H160V222H163ZM59 223H58V225L60 224V223H62L61 221H58ZM67 222V224H68V221H66ZM66 222H64V223H62V224H64L65 225V223ZM65 226H67V225H65ZM44 228V227H43ZM90 228V227H89ZM95 228H96V226H95ZM94 228V229H95ZM45 229V228H44ZM75 229H77V228H75ZM94 229H92L91 228V231L93 232V230ZM83 232H88V228L87 227H82V229H81ZM73 231V230H72ZM80 231V230H79ZM98 231V232H97ZM103 230H101L100 229V231H99V229H96L95 230V232H93V233H95L94 234V236H91L90 235V233H89V236L88 237H82L81 239L82 240H80L79 239V236L77 235V233L75 234V236H76V238L77 239H79V240H77V241H82V243L83 242H85V241H91V242H88V246H87V248H85L83 245H82V243L81 244H79L80 242H78V243H76V244H78V245H76V244H74V243H71L70 245H72V244H74V245H72V247H69L68 248V250H70V248H73V249H75V254L74 255H76V256H79L80 257V259H82L83 261H88L90 264H116L117 262L115 261V260H118V258L120 257V252H118V247H115V246H117L115 243H112V237L110 236L109 238H108V234H107V236L106 235H102V234H105L104 232H102ZM66 234H68V233H66ZM101 234V235H100ZM56 235H57V233H56ZM78 236V237H77ZM105 237V238H104ZM55 239H56V241H58L59 240V237L58 238H56V237H54ZM108 238V239H107ZM110 239V242H111V244L114 246L113 247V249L111 250V248H112V246H111V244H110V242L108 241ZM60 243L59 242H57V245H56V251H57V253L60 251ZM115 248H117V249H115ZM127 248H126V250H127ZM159 248V246L158 245H156V246H154V247H152L151 248V250L152 251H154L155 249H158ZM115 250V251H114ZM117 250V251H116ZM112 251H114V253H112ZM116 253H118V256L119 257H116ZM123 253V255L125 254V255H127L128 253L125 251V252H122ZM107 254H110V255H107ZM111 254H112V256H111ZM128 258V257H127ZM130 259V258H129ZM149 259H151V256H149L148 258H147V260H149ZM28 260V259H27ZM122 261V260H121ZM27 264H31V263H27Z\"/></svg>",
	"mask_w": 264,
	"mask_h": 264
}]
</instances>
